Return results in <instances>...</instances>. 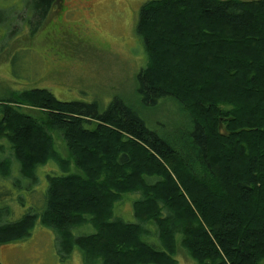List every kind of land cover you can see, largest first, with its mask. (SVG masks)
<instances>
[{
  "label": "trees",
  "instance_id": "1",
  "mask_svg": "<svg viewBox=\"0 0 264 264\" xmlns=\"http://www.w3.org/2000/svg\"><path fill=\"white\" fill-rule=\"evenodd\" d=\"M32 3L42 16L56 0ZM138 31L142 102L173 97L189 129L166 137L121 98L105 111L45 89L2 99L0 142L12 156L0 159V181L24 192L51 161L60 174L48 176L42 211L0 220V244L26 238L39 221L57 233L63 260L77 244L85 264H178L180 244L197 264H261L264 0H151ZM131 198L126 221L118 208Z\"/></svg>",
  "mask_w": 264,
  "mask_h": 264
},
{
  "label": "rangeland",
  "instance_id": "2",
  "mask_svg": "<svg viewBox=\"0 0 264 264\" xmlns=\"http://www.w3.org/2000/svg\"><path fill=\"white\" fill-rule=\"evenodd\" d=\"M148 1L56 0L40 16L32 0H0V102L16 92L45 89L64 101L98 102L105 111L114 98H121L151 129L166 137L189 129L181 102L167 97L156 106L144 105L138 93V75L147 64L138 21L142 5ZM22 106L27 112H38L27 104ZM53 136L68 156L66 143L57 132ZM1 146L5 155L0 159L12 156L5 140L0 142V154ZM58 168L52 161L39 167L38 183L26 179L24 192L0 181V220L17 221L27 212L42 211L48 176L60 174ZM133 198L118 208L126 221L134 219L130 215ZM86 230L80 227L75 233L79 236ZM175 258L178 264H197L180 244ZM83 259L76 244L63 260L57 233L39 221L26 238L0 244L2 264H85Z\"/></svg>",
  "mask_w": 264,
  "mask_h": 264
}]
</instances>
